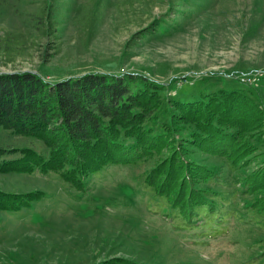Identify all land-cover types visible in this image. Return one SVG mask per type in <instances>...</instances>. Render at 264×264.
Listing matches in <instances>:
<instances>
[{"label":"rangeland","instance_id":"rangeland-1","mask_svg":"<svg viewBox=\"0 0 264 264\" xmlns=\"http://www.w3.org/2000/svg\"><path fill=\"white\" fill-rule=\"evenodd\" d=\"M43 12L57 20V37L37 33L34 16ZM7 34L19 44L0 47V73L29 71L45 82L90 72L146 77L168 104L236 93L245 117L264 125V0H7L0 37ZM263 125L251 135L248 167L217 163L214 188L235 213L229 232L212 238L176 228L143 186L144 169L107 166L83 191L39 167L1 172L0 191L19 201L0 202V264H264V215L251 207L264 190L243 192L264 167ZM0 135L7 145L49 154L41 138L5 126Z\"/></svg>","mask_w":264,"mask_h":264},{"label":"trees","instance_id":"trees-1","mask_svg":"<svg viewBox=\"0 0 264 264\" xmlns=\"http://www.w3.org/2000/svg\"><path fill=\"white\" fill-rule=\"evenodd\" d=\"M34 20L39 35L57 37V20L48 12ZM160 23L170 24L165 17ZM17 41V34H7L0 37V47L10 50ZM158 87L133 75L90 72L45 82L29 71L0 73V126L41 138L49 148L47 156L34 148L22 150L0 135V173L39 167L83 191L88 178L107 166H134L144 169L143 186L176 228L209 238L229 232L226 222L235 211L214 188L221 178L217 163L231 170L248 167L256 149L250 138L263 130H256L262 121L245 117L236 93L204 92L168 98V104ZM19 150L20 156L10 157ZM245 183L243 192H262L264 167ZM18 199L9 201L0 191V202L14 205ZM251 207L264 215L263 197L258 194Z\"/></svg>","mask_w":264,"mask_h":264},{"label":"bare ground","instance_id":"bare-ground-1","mask_svg":"<svg viewBox=\"0 0 264 264\" xmlns=\"http://www.w3.org/2000/svg\"><path fill=\"white\" fill-rule=\"evenodd\" d=\"M259 76H262V75H259Z\"/></svg>","mask_w":264,"mask_h":264}]
</instances>
